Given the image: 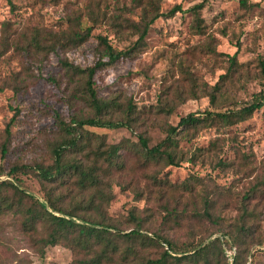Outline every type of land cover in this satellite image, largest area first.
I'll return each mask as SVG.
<instances>
[{
    "label": "rangeland",
    "instance_id": "374dc122",
    "mask_svg": "<svg viewBox=\"0 0 264 264\" xmlns=\"http://www.w3.org/2000/svg\"><path fill=\"white\" fill-rule=\"evenodd\" d=\"M243 1L0 0V182H14L43 201L33 167L52 162L49 145L61 133L57 116L69 122L92 114L81 80L60 61L93 65L103 48L98 36L116 50L133 47L139 35L133 25L141 28L158 13L129 55L94 75L99 97H116L123 105L130 101L139 119L132 128L83 127L92 147L99 141L137 143L139 134L153 146L168 126L190 112H236L258 99L264 102V0ZM176 5L181 11L170 13ZM196 17L199 31L193 26ZM78 20L91 26L82 44L54 50L30 44L36 31L43 41L77 28ZM210 94H215L213 103ZM235 120L216 118L179 134L184 156L178 165L144 166L134 154L121 151L124 167L105 181L111 197L91 214L112 224L114 234L137 229L153 241L146 238L141 244L117 235L120 248L133 243L139 256L155 259L167 248L162 237L178 251L218 237L223 249L218 264H230L234 254L238 264H264V103L244 120ZM22 164L32 168L8 174ZM51 186L57 205L82 212L75 207L82 194L72 182ZM0 194L12 196V189L0 187ZM206 196L216 201L212 218L202 214ZM30 203L24 199L25 206ZM169 210L176 220L168 219ZM242 221L251 229L235 242L230 233ZM44 232L42 224L37 231L25 229L12 211L0 213V264H74L82 257V250L63 243L44 245L39 239Z\"/></svg>",
    "mask_w": 264,
    "mask_h": 264
},
{
    "label": "trees",
    "instance_id": "16d2710c",
    "mask_svg": "<svg viewBox=\"0 0 264 264\" xmlns=\"http://www.w3.org/2000/svg\"><path fill=\"white\" fill-rule=\"evenodd\" d=\"M243 2L245 3L242 0ZM198 7L199 5L194 6V12ZM174 11H181V6H174L170 13ZM159 15L161 14H155L150 20L145 21L141 28L138 25H133L139 32L138 39L133 47L116 50L105 36H98L103 48L99 50L100 57L93 65L83 68L67 60L62 59L60 61L67 72L71 73L70 76L75 75L81 80L80 87L85 95V101L92 109V114L73 116L69 122L57 116L56 121L61 133L60 138L49 145L52 162L47 165L38 163L33 167L44 193L43 201L35 198L32 194H28L14 182L8 180L0 182V187L12 189V196L0 194V213L12 211L20 215L22 225L29 231H37L40 224L44 225V235L39 238L44 245L63 243L74 250H82V257L75 260L74 264H218L217 261L223 253L218 237L209 240L205 244H198L189 250L181 251L176 250L171 240L162 237V241L166 243L167 248L161 256L155 259L144 258L139 256L133 243L120 248L116 238L125 237L130 242L139 239L141 244H144L146 238L151 241H153V238L142 235L137 229L114 234L110 230L114 227L112 224L106 222L103 217H96L91 214L94 211L98 212L102 203L107 202L111 197L104 189L107 183L105 181L113 171L124 167L122 150L134 154L140 164L144 166L153 163L178 165L180 159L184 156L183 151L178 148L177 136L179 134L185 133L191 128H201L205 121L210 120L213 122L216 118L224 123H232L233 119H236L235 121L244 120L264 103L263 100L258 99L236 112L208 110L204 111L202 116L196 112H190L181 117L176 125L168 126L166 136L153 146H149L148 137L145 134H139L137 143L124 140L117 144L106 145L103 141H99L95 147H92L90 136L81 131L83 127L117 128L126 126L132 128L133 123L139 119V114L135 112L130 101L123 105L116 97L105 99L98 96L94 87L96 71L106 64L114 63L129 55L133 48L144 39L149 25ZM200 23L201 19L196 17V22L193 25L196 31L202 28ZM90 31V25H84L78 20L77 28L54 33L43 41H40L39 31H36L30 44L35 47L42 44L50 50L57 47L77 46L90 37ZM103 57H106V60ZM231 60L234 64L233 58ZM214 99L215 94H210L211 103ZM6 131L9 134V130L6 129ZM200 150V148L197 149L198 154H201ZM5 152L6 148L3 145L2 156ZM196 155V153H193L194 157ZM218 163L221 164L222 160H219ZM29 168L32 167L26 164L14 165L8 174L13 175L19 169ZM69 182H72L82 194L75 207L80 208L83 213L76 211V208L60 207L52 197L53 187L49 188L50 183L65 185ZM185 186L191 187L187 183ZM24 199L31 200V203L25 206ZM215 202L214 198L207 196L203 198L202 214L205 217L212 218L210 209L215 206ZM242 209L245 216L248 213L245 205ZM167 213L168 219L176 220L178 218V215L171 210ZM76 219L80 222H77ZM250 229L251 226L242 221L233 226L230 235L235 242H239L249 235ZM116 255L120 259L115 260ZM223 262V264H228L227 260ZM230 264H238L237 254H234Z\"/></svg>",
    "mask_w": 264,
    "mask_h": 264
},
{
    "label": "built area",
    "instance_id": "2783aa9c",
    "mask_svg": "<svg viewBox=\"0 0 264 264\" xmlns=\"http://www.w3.org/2000/svg\"><path fill=\"white\" fill-rule=\"evenodd\" d=\"M232 260H233V257H230V263L232 262Z\"/></svg>",
    "mask_w": 264,
    "mask_h": 264
}]
</instances>
